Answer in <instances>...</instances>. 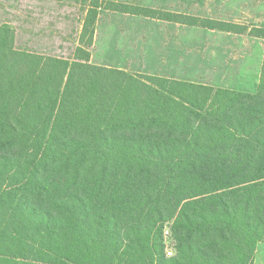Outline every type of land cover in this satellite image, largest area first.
Returning <instances> with one entry per match:
<instances>
[{
  "label": "trees",
  "instance_id": "16d2710c",
  "mask_svg": "<svg viewBox=\"0 0 264 264\" xmlns=\"http://www.w3.org/2000/svg\"><path fill=\"white\" fill-rule=\"evenodd\" d=\"M102 7L87 4L70 58L0 24V264H253L264 54L254 93L94 64Z\"/></svg>",
  "mask_w": 264,
  "mask_h": 264
},
{
  "label": "rangeland",
  "instance_id": "374dc122",
  "mask_svg": "<svg viewBox=\"0 0 264 264\" xmlns=\"http://www.w3.org/2000/svg\"><path fill=\"white\" fill-rule=\"evenodd\" d=\"M259 1L264 3V0H103L89 47L90 61L214 87L234 85L233 78L222 70L235 50L215 41L222 33L261 37V27L234 20L241 14L238 10L242 6L256 5ZM89 2L0 0V24L7 22L14 28L15 45L19 48L70 58ZM120 4L167 14V19L110 9ZM184 17L194 23L174 21V18L182 20ZM211 21L215 22L214 28L200 25ZM255 57L253 54L250 59L255 60ZM247 83L252 84V81ZM168 249L172 255L175 253L173 247ZM253 264H264V242L257 243Z\"/></svg>",
  "mask_w": 264,
  "mask_h": 264
},
{
  "label": "crops",
  "instance_id": "0c3cea01",
  "mask_svg": "<svg viewBox=\"0 0 264 264\" xmlns=\"http://www.w3.org/2000/svg\"><path fill=\"white\" fill-rule=\"evenodd\" d=\"M238 11H241V14L237 17H234L235 22L244 25L250 24L251 26L261 27L264 29L263 2L259 1V3L256 5L246 3V5L242 6V8H240ZM215 42L220 46L228 45L231 49L235 50L233 54L229 56V62L227 66L222 70V72L227 74L229 78H233L235 83L234 85H228L223 88L254 93V91H256L255 89H257V83L259 82L260 77L261 64L264 54V38L244 34L222 33L219 40H216ZM253 54L256 56L255 60L250 59ZM250 80L252 81V84L247 83V81Z\"/></svg>",
  "mask_w": 264,
  "mask_h": 264
},
{
  "label": "built area",
  "instance_id": "2783aa9c",
  "mask_svg": "<svg viewBox=\"0 0 264 264\" xmlns=\"http://www.w3.org/2000/svg\"><path fill=\"white\" fill-rule=\"evenodd\" d=\"M163 236H164V242H165V252H166V255L170 256L172 255V251L170 249H168L169 247H171V242H170V239H169V236H170V230L168 227H165L163 228Z\"/></svg>",
  "mask_w": 264,
  "mask_h": 264
}]
</instances>
